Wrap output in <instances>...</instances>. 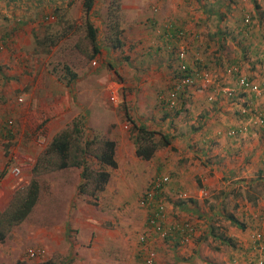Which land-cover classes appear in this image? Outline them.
<instances>
[{"label":"crops","instance_id":"obj_1","mask_svg":"<svg viewBox=\"0 0 264 264\" xmlns=\"http://www.w3.org/2000/svg\"><path fill=\"white\" fill-rule=\"evenodd\" d=\"M146 1L120 0V12L125 19L121 21L119 49L124 50L125 58L116 51H109L107 55L111 64L124 66L113 78L121 80L120 92L127 94L123 95L124 102L129 101L132 106L131 97L136 96L138 105L147 108L137 124L154 131L152 139L157 143L159 136H164L166 143L158 145L150 157L142 158L134 149L136 131L129 128V117L117 126L105 125L104 129H110L106 139L114 144L116 162L107 184L96 199L77 194L78 170L69 186L72 198L67 192L60 198L63 202L68 200L66 204H70L71 198L75 201L71 204L74 208L69 215L59 218L60 223L46 227V241H58L61 248L66 247V250H57L62 253V264H143L137 251V235L143 231L144 211L136 206V200L149 185L150 177L161 174L168 177L162 193L167 222H188L194 232L191 241L184 245L148 237V245L156 252L153 264H255L252 237L259 232L264 238L261 212L264 137L261 128L252 124L242 134L229 136L226 131L247 116L240 112V106L248 99L264 116V92L255 97L241 92L234 100L218 95L208 102L206 91L187 88L179 97L180 105L185 108L179 115H163L155 104L154 95L159 88L169 89L176 66L168 51L169 43L158 35L159 25L168 18L176 20L188 32L200 33L201 43H192L189 38L191 47L186 60L189 64L192 58L202 60L219 84L235 86L232 76L224 74L226 64L233 61H238L248 78H264V0ZM75 3L80 5L81 0H0V193L3 195L0 211L19 187L12 186L9 168L34 151L38 134L50 139L73 109L76 92H85L81 89L86 86L78 87V83L74 88V80H80L81 76L73 75L70 84L64 85L46 71L36 75L28 63L34 59L33 53L38 52L30 50V41L41 17H55L56 9H69ZM151 5L157 6L156 12L150 10ZM93 12L92 6L85 13L89 22ZM246 14L250 29L241 34L238 25ZM145 17L155 21L154 25H142ZM219 30L228 31V36ZM252 46L259 49L256 54ZM123 60L127 64L122 63ZM99 71L90 69L88 76L92 78ZM15 95L27 101L23 105L16 104ZM89 107L91 115H95L96 108ZM124 124H128V128L124 129ZM89 125L92 126V122ZM17 148L26 154L17 153ZM177 192H183L185 197L176 198ZM103 194L105 202L115 210H133L132 218L138 214L139 218L132 220V228L138 231L136 236L129 234L132 230L125 229L127 225L121 231L113 229V223H118L117 226L130 223L128 212L116 213L110 222L112 226L105 225L99 204ZM210 242L218 245L212 247ZM17 248L16 245L0 247V264H15L21 260L22 251ZM50 251L52 255L53 250Z\"/></svg>","mask_w":264,"mask_h":264},{"label":"rangeland","instance_id":"obj_2","mask_svg":"<svg viewBox=\"0 0 264 264\" xmlns=\"http://www.w3.org/2000/svg\"><path fill=\"white\" fill-rule=\"evenodd\" d=\"M120 4V0H117ZM141 1V0H140ZM142 2H148L146 0H142ZM114 0H94L93 3V13L91 14L92 19L90 23L96 29V39L99 44V53L95 55L96 65H92L90 63V59L86 57V54L89 52V44L85 38V26L84 21L87 16L85 13H78V9L81 8V4L75 3L69 9H61L55 10V17L52 21L47 22L44 18L41 17L38 22V26L36 27L35 33L31 37V47L30 50L37 49V54L33 53L34 59H32L29 63V69L38 73L42 71H46L49 76L56 78L62 84H65L66 78L69 77V74L72 73L74 76L80 77V80H74V88L81 86H86L82 91L83 93L76 92L74 95V106L71 108L69 112L66 114L63 119V125L58 129H62L66 126L71 127V121L78 120L80 117L84 118L85 127L81 130L79 135V139L82 141L83 139L87 140H99L100 138H108V132L110 129H104L105 125L111 124L110 126H117L124 118L127 120L126 115H129V119L127 123L129 124V128L134 130L133 124L138 125V118L144 114L143 110H147V108L142 109V105H138V100H135L136 96H132L131 101H133V107L130 105V102H124L123 95L127 96V94H121L120 92V81L114 80L113 78L117 76V73L122 72V67L120 64H111L109 61L111 58L108 57L107 53L109 51H116L120 56L125 58V53L123 54V49H112L110 47V42L107 38H109V26L107 15L109 10L113 9ZM141 4V2H140ZM229 7V6H228ZM71 10V11H70ZM117 14V18L119 21V26L121 30L123 27L121 26V21L124 22L125 16L120 12L119 6L117 10L114 11ZM90 14L88 15L89 18ZM145 17L143 20H146ZM122 35V34H121ZM242 39V37H238V39ZM112 49V50H111ZM106 51V52H105ZM112 55V52H111ZM128 56V55H126ZM125 63L126 61H121ZM217 65V62H215ZM127 64V62H126ZM125 64V65H126ZM220 64H218L219 67ZM96 68L100 70L99 73L95 76L92 75V78L88 76L90 69ZM28 69V70H29ZM29 70V71H30ZM212 72V71H211ZM215 72V71H214ZM215 75V73H214ZM88 76V77H87ZM113 76V77H112ZM75 79V78H74ZM98 79L99 81H97ZM109 82H115L118 84L117 87V99L115 102H110L107 98V84ZM86 84V85H85ZM219 84V83H218ZM81 85V86H80ZM221 85V84H219ZM90 90V92H89ZM79 91V90H78ZM162 89H157L156 92H161ZM155 97V96H154ZM19 98V99H18ZM13 100L16 104L23 105L27 99L19 97L15 95ZM21 100V101H20ZM155 100V98H154ZM156 104V102H155ZM89 105H93V108H96L95 115H91L92 110ZM19 106V105H18ZM90 109V110H89ZM120 109H123L120 111ZM126 109V110H124ZM123 111V112H122ZM93 116V117H92ZM92 117V118H91ZM98 118V119H97ZM131 118L132 121H129ZM90 126L89 124H91ZM113 123V124H112ZM124 124L122 127L128 128L127 125ZM96 127V128H93ZM57 130V131H58ZM128 130V129H127ZM125 130V133L126 131ZM56 131V132H57ZM104 131V132H103ZM55 133V132H54ZM124 133V134H125ZM120 134V133H119ZM134 134V133H133ZM43 138V142L37 144V138L35 139L36 148L31 153H28V156L25 159H22L20 164V171L17 176H13L10 173L12 178V186H19L17 189H21L26 185L30 178V168L35 161V156L38 152L45 146L49 139H45L42 134H38ZM133 136V135H132ZM157 139V137H154ZM95 146L97 144H93L88 147V151L95 150ZM97 148V147H96ZM19 154H26L25 151L17 148ZM88 160H86V164L90 168L96 167V162L91 156ZM21 158V157H19ZM29 159V160H28ZM80 167H66L63 169L46 171L44 173L36 176V181L38 184V195L34 206L28 215L23 219L21 223L12 228L11 233L7 232L6 236L2 241H0V247L16 245L17 250L22 251L21 260L27 264H35L44 260L50 261L51 264H62L60 260V255L62 254L57 250H66V247H62V244L58 245V241L54 242L51 240L46 241V227L53 224L56 225L60 223L59 218L64 217L65 215H69L71 209L74 208L71 206L75 201H71L72 192L70 200V204H66L68 200L65 199L63 202L61 198L62 193L69 192V186L72 182L73 176L77 175V171L80 170ZM112 171V169H111ZM110 177V176H109ZM112 179V178H111ZM109 180V179H108ZM146 180V179H144ZM25 181V182H24ZM79 181V180H78ZM78 183V182H77ZM112 183V182H111ZM110 183V185H111ZM141 193V192H140ZM139 193V194H140ZM69 194V193H68ZM69 194V196H70ZM138 194V195H139ZM2 193H0L1 198ZM89 196L88 194H85ZM3 196V195H2ZM90 197V196H89ZM138 197V196H137ZM66 198V196H65ZM57 199V200H55ZM106 198L103 194L101 196L100 205L102 206V216L106 226L111 225L110 222L115 219V214L118 215L123 213H129L130 223L127 224H119L113 223L114 231H121L120 229L124 228L125 225L127 230H132L129 234L135 236L138 234L137 229L132 228L134 223H132L133 219H138L139 216L136 214L134 218H132L133 210H125L121 212V209H116L113 206H109L108 203L105 202ZM137 201V200H136ZM91 202V201H90ZM136 206L138 207L137 203ZM137 213V212H136ZM140 215V214H139ZM143 219V218H142ZM57 220V221H54ZM52 225V226H53ZM111 225V226H112ZM140 234V233H139ZM138 234V235H139ZM137 235V241H138ZM33 237V238H32ZM50 237V236H49ZM223 237V236H222ZM220 237L219 239L221 240ZM129 237H127V241H129ZM217 243H211L210 245L214 247ZM218 245V244H217ZM226 246L225 244H222ZM124 246V244H123ZM40 247L43 248L44 253L43 256L38 257L37 259H27L24 255V252L27 248ZM125 247V246H124ZM53 253L51 255V251ZM68 250V248H67ZM25 256V257H23ZM66 260V259H65ZM64 260V261H65ZM67 264V263H65Z\"/></svg>","mask_w":264,"mask_h":264},{"label":"trees","instance_id":"obj_3","mask_svg":"<svg viewBox=\"0 0 264 264\" xmlns=\"http://www.w3.org/2000/svg\"><path fill=\"white\" fill-rule=\"evenodd\" d=\"M115 3L113 4V9L109 10V13L107 15L108 19V26H109V38H107L110 42V47L112 49H119L122 45L121 41V28L119 26V21L117 18V14L114 13V11L117 10V7L119 6L120 10V4L117 0H114ZM198 2L200 0H197ZM94 0H81V9L83 13H87L91 7L93 6ZM229 9V7H228ZM230 10V9H229ZM56 15V13H54ZM48 16V15H45ZM45 16H42L44 18ZM53 16V15H52ZM54 18V16H53ZM150 22H154L151 18H146L144 22H142V25L146 26ZM248 24H244L243 21L239 22L238 25V31L242 34L244 32H249ZM85 26V38L89 44V52L86 54V57L88 59H92L97 55L99 51V44L97 43L96 39V29L95 27L87 20L84 21ZM164 28H166V33L168 36H164ZM178 31H182L183 35L180 38H175V35ZM218 32L225 34V37L228 36L229 32L224 30H219ZM158 35L164 40H166L168 44V51L172 53L171 60L175 61V69H174V75L173 78L178 77V75L181 74V71L177 69V65L179 64V60L177 58V55L175 54L174 50L177 46V43L185 42L187 44L186 53L191 47V40L192 43L200 41V33L198 32H188V30L183 29V27L174 19H166L163 21L161 26L159 25L158 29ZM213 35V34H212ZM210 36V35H208ZM212 37V36H211ZM264 38V35L262 36ZM260 36V39L263 40ZM189 38L191 40H189ZM214 39V38H213ZM255 46V45H254ZM252 50H257V47L251 48ZM186 53H185V70L188 72L189 69H206V65L203 63V61L198 60L197 58H192V63H188L186 60ZM254 54V55H255ZM229 64H236L239 65L238 61H233ZM209 71V70H208ZM74 74H69L70 77L66 78L65 84H70V82L73 79ZM232 78L234 79L235 74H231ZM223 86V85H221ZM187 88L179 92L178 96L175 98V101L171 106H168V88L166 91L156 92L155 93V102L158 109H160L161 112H163V115H167L169 113L173 115H179V113H182V111L185 109L183 106L179 103V97L181 94L186 92ZM162 94V95H161ZM241 92L237 91L232 96L227 97L230 100H234L237 97L241 96ZM161 95V97H160ZM244 106V105H242ZM240 106V107H242ZM249 112H247V115ZM128 115H126V118L128 119ZM246 117V116H245ZM72 126L71 127H64L57 132H55L51 138L48 140V142L45 144V146L38 152L34 163L32 164L30 168V178L26 185L22 187L21 189L15 190L7 203V205L0 211V241L4 239L7 232L14 226L18 225L20 222L25 219V217L28 215V213L31 211L32 207L34 206L37 195H38V184L36 181V176H38L41 173H44L46 171H52V170H58L63 169L68 166H75L80 167L79 172V181L76 184V193L77 194H88L91 198L96 199L98 193L103 190L105 185L108 182L110 171L116 166V162L113 158V149L114 144L111 140H108L106 138H100L99 140H87L83 139L82 141L79 139V135L81 133V130L85 127V122L80 117L78 120L71 121ZM133 127L136 131V134L134 136V149L136 152V155L141 156L142 158H148L152 154V151L158 146V145H164L166 143L164 136H159V141L153 140L154 131L146 129L144 126L141 125H134ZM162 140V141H161ZM98 146H95V150L88 151V147L97 144ZM97 147V148H96ZM263 159H264V150L262 152ZM91 156L95 159L96 167L90 168L86 164V157ZM1 175V174H0ZM155 175H161V174H155ZM153 175V176H155ZM149 183L150 184V180ZM168 182V181H167ZM166 182V183H167ZM165 186V185H164ZM239 225V227H242V225ZM15 264H27L24 261H16ZM35 264H51L50 261L44 260Z\"/></svg>","mask_w":264,"mask_h":264},{"label":"built area","instance_id":"obj_4","mask_svg":"<svg viewBox=\"0 0 264 264\" xmlns=\"http://www.w3.org/2000/svg\"><path fill=\"white\" fill-rule=\"evenodd\" d=\"M156 5H151L150 10L152 12L157 11ZM44 19L47 22L53 20L52 15L45 16ZM244 24L249 23V15H245L242 19ZM146 25H154V22H150ZM183 35L182 31H178L175 38H180ZM164 36H168L166 28H164ZM187 44L185 42L177 43L174 50L179 64L177 69L181 71L178 77L173 78L168 89V106H171L178 96L179 92L186 88H197L206 91V100L208 102L213 101L218 95L221 97L232 96L235 92H243L250 97L258 96L264 92V78L252 79L245 76L240 65L229 64L224 68V74L231 76L235 74L234 81L235 86H221L212 76L211 72L206 69H189L190 72L185 70ZM92 65L95 64V60H91ZM118 84L115 82H109L107 84V98L110 102H115L117 98ZM162 95V94H161ZM160 95V97H161ZM240 112L249 114L239 121L237 126L229 128L226 134L234 136L236 134H242L247 131L250 124L261 128V135L264 137V116L255 107H252L251 101L248 99L244 106L240 107ZM10 124V121H7ZM37 144L43 142L42 137H38ZM29 160V159H28ZM22 160L17 161L11 168L9 173L13 176H17L20 171V164ZM168 181L166 175H155L150 180V184L145 188L137 197V205L144 211L143 213V231L138 235V253L142 259L143 264H153L156 258V252L148 245V237L156 238L159 240H173L177 245H184L191 241L193 237V226L188 222H176L175 224H169L168 213L166 209V203L162 196L164 191V185ZM183 192H177L176 198H184ZM261 212L264 214V206L261 208ZM253 251L255 252V264H262L264 257V238L261 233L255 232L253 237ZM44 250L40 247L27 248L25 250V256L27 259H37L43 256Z\"/></svg>","mask_w":264,"mask_h":264},{"label":"clouds","instance_id":"obj_5","mask_svg":"<svg viewBox=\"0 0 264 264\" xmlns=\"http://www.w3.org/2000/svg\"><path fill=\"white\" fill-rule=\"evenodd\" d=\"M7 121H9V120H7ZM8 124V123H7ZM142 192V191H141ZM139 196V195H138Z\"/></svg>","mask_w":264,"mask_h":264}]
</instances>
